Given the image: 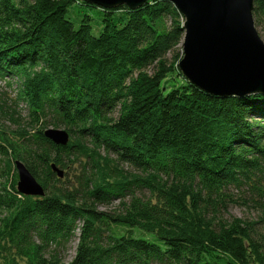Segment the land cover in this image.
Here are the masks:
<instances>
[{
    "label": "trees",
    "instance_id": "trees-1",
    "mask_svg": "<svg viewBox=\"0 0 264 264\" xmlns=\"http://www.w3.org/2000/svg\"><path fill=\"white\" fill-rule=\"evenodd\" d=\"M71 7L101 15L100 32L86 12L75 26ZM252 18L264 30V0ZM182 19L163 0L135 10L0 0V80L17 88L14 107L0 101V155L44 190L19 194L6 163L0 264H264V93L221 98L189 83ZM172 76L181 83L166 87ZM48 128L67 131L68 144L46 139ZM238 200L260 218L224 219Z\"/></svg>",
    "mask_w": 264,
    "mask_h": 264
},
{
    "label": "water",
    "instance_id": "water-1",
    "mask_svg": "<svg viewBox=\"0 0 264 264\" xmlns=\"http://www.w3.org/2000/svg\"><path fill=\"white\" fill-rule=\"evenodd\" d=\"M102 9L125 6L135 10L149 0H82ZM168 1L185 20L182 28V59L178 69L192 85L217 97H243L264 93V42L253 23L255 0H163ZM46 139L66 146L64 129L48 128ZM17 192L43 197L44 190L21 161H15ZM57 178L64 171L54 164Z\"/></svg>",
    "mask_w": 264,
    "mask_h": 264
},
{
    "label": "rangeland",
    "instance_id": "rangeland-1",
    "mask_svg": "<svg viewBox=\"0 0 264 264\" xmlns=\"http://www.w3.org/2000/svg\"><path fill=\"white\" fill-rule=\"evenodd\" d=\"M83 12H86L88 15H90L92 17V33L94 35H97L101 28H102V16L98 15V14H94V12L92 10H87L85 11V9H82V11H80L78 8L76 7H71L69 9V12L67 14V18L75 25L78 26V23L80 21V19L83 16ZM184 19L181 20L182 25L184 24ZM258 35L260 36L261 40L264 42V30L262 29H256ZM183 41V40H182ZM179 48L182 50V43L179 46ZM171 55H169L168 59H170ZM183 57V55H182ZM182 59V58H181ZM181 59L179 60V62L181 61ZM178 62V63H179ZM8 83L10 85H8ZM17 83V82H16ZM181 83V80L178 77H174L172 76V78H170L168 81L165 82V86L166 87H172V86H177ZM16 93H17V88H16V84L13 81V83L8 82V80H0V101L2 102H6L8 105H10L11 107H14V99L16 98ZM16 112L21 116V117H25L26 116V108L25 105H23V103H18L17 106L15 107ZM119 109H117V112H115V116L118 115ZM2 126V125H1ZM6 131L8 132H13L16 129V126L13 124H10L8 122H5L3 124V127ZM19 161V160H16ZM6 163H9L11 166L13 165L15 167L14 162H12V160L10 159V157H3L0 155V185L4 183V179L1 178V173H3L2 171L5 168ZM78 167V165H75L74 167ZM125 170H127L128 168L124 167ZM78 169V168H77ZM73 173H75L74 171H71V173H68V175L70 176V181H73L72 175ZM64 174H66V172L64 171ZM75 180V179H74ZM236 197H238L240 194H235ZM118 205V202H115L111 207H105V208H100L101 211H109L113 208H115ZM261 216V213L256 210L255 208H253L251 205H246L243 204L242 201H239L236 204H233L229 207L228 212L224 214V219L226 220H230L232 218H239L242 220H246V221H257ZM117 231L119 233H123L125 230L124 229H117ZM78 231L76 232V236L75 238L68 244L66 251L63 252L62 254V259L64 262H69L75 255V251H76V247L78 244ZM134 234L137 237L140 238H144V239H153L151 237V235H148L146 233H142L138 230L134 231Z\"/></svg>",
    "mask_w": 264,
    "mask_h": 264
}]
</instances>
